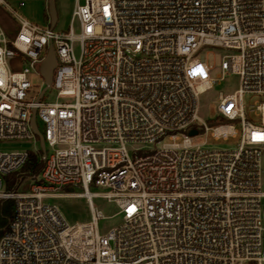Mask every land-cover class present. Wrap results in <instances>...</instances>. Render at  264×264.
Instances as JSON below:
<instances>
[{
	"label": "built area",
	"instance_id": "2783aa9c",
	"mask_svg": "<svg viewBox=\"0 0 264 264\" xmlns=\"http://www.w3.org/2000/svg\"><path fill=\"white\" fill-rule=\"evenodd\" d=\"M16 17L14 36L0 25V144L37 146L0 148V200H13L0 264H264V0H75L65 31ZM50 45L55 101L29 93ZM205 47L230 50L221 70L239 76L213 124L198 115L215 82ZM245 93L261 97L252 114ZM237 125L235 148L193 143ZM29 152L40 172L6 190ZM59 197L83 198L89 220L69 224ZM93 197L121 222L100 232Z\"/></svg>",
	"mask_w": 264,
	"mask_h": 264
},
{
	"label": "rangeland",
	"instance_id": "374dc122",
	"mask_svg": "<svg viewBox=\"0 0 264 264\" xmlns=\"http://www.w3.org/2000/svg\"><path fill=\"white\" fill-rule=\"evenodd\" d=\"M11 9L6 6H0V25L12 37L19 28V22L16 15L35 22L39 25H46L48 23L49 14L47 9L48 0H6ZM75 0H55V7L57 11V22L54 25L56 31H65L68 28L72 9ZM12 11V12H11ZM16 14V15H15ZM75 31L78 28L75 24ZM75 53L78 54V49L75 47ZM232 52L223 48L205 47L201 50V54L205 57L206 63L211 67L210 75L215 79L212 87L202 93L199 97V118L200 122L213 124V120L217 119V103L219 94L226 95L235 92L239 88V76L234 73H223L221 70V61L225 56ZM222 76L221 78H218ZM28 81L30 83L29 93L34 96L44 86V79L40 72H31L28 74ZM260 96L245 93L242 96V104L246 114H252L251 108L254 107V102L260 99ZM45 100L55 101L56 89L48 88L45 94ZM62 100L63 98H58ZM39 130L43 131V124L37 119ZM238 132L235 136L228 135L225 139L222 137L214 139L207 134H199L193 138V143L199 144L209 148H235L240 142V126H236ZM166 141V139H165ZM37 144L32 141H5L1 142L0 148L3 151L12 150H33ZM21 173V172H19ZM18 173V174H19ZM15 182L20 184L19 189L27 187L28 180L17 176ZM15 183V184H16ZM80 191V188L75 189ZM99 190L92 187L91 191ZM12 200V199H11ZM48 201L55 203L65 219L69 224L75 222H82L89 220L90 212L83 198L77 197H59L55 199H48ZM93 206L100 210L103 218L98 220V230L100 232L106 231L108 228L118 225L121 222V215L117 214L118 208L112 202L101 197L92 198Z\"/></svg>",
	"mask_w": 264,
	"mask_h": 264
},
{
	"label": "water",
	"instance_id": "95a60500",
	"mask_svg": "<svg viewBox=\"0 0 264 264\" xmlns=\"http://www.w3.org/2000/svg\"><path fill=\"white\" fill-rule=\"evenodd\" d=\"M47 9H48V14H49V19H50L49 20L50 27H54L55 23L57 22V11H56V7H55V0H48ZM55 66H56V58H55L54 50H53L52 46L50 45L48 47V51H47L45 59L41 62L40 66H39V72H40V74L43 77L44 82H45V85L43 86V88L41 89V91L39 93V98L42 96V94L46 91L48 86L51 84L53 70H54ZM30 125H31L33 132L35 133V135L38 138L41 152H42V154H44V151H45L44 140H43V136H42L41 132L38 130L37 125H36L35 109L32 110ZM195 133H196L195 130L190 131V134H195Z\"/></svg>",
	"mask_w": 264,
	"mask_h": 264
},
{
	"label": "trees",
	"instance_id": "16d2710c",
	"mask_svg": "<svg viewBox=\"0 0 264 264\" xmlns=\"http://www.w3.org/2000/svg\"><path fill=\"white\" fill-rule=\"evenodd\" d=\"M43 165L39 152H29L28 158L21 168V173L10 174L6 176V190H12L17 176L24 178L28 175H37ZM13 213V200L2 199L0 200V228H5Z\"/></svg>",
	"mask_w": 264,
	"mask_h": 264
}]
</instances>
